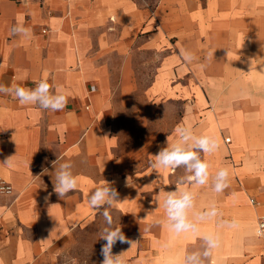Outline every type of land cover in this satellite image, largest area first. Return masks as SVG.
<instances>
[{
  "label": "crops",
  "instance_id": "0c3cea01",
  "mask_svg": "<svg viewBox=\"0 0 264 264\" xmlns=\"http://www.w3.org/2000/svg\"><path fill=\"white\" fill-rule=\"evenodd\" d=\"M207 3L190 28L186 0H164L161 27L154 29L134 0H0V85L34 88L47 79L69 94L58 112L0 94V176L13 187L0 195V264H58L77 242H94L100 253L80 254V264H101L106 242L99 233L106 225L88 197L105 181L119 193L110 209L115 224L137 242L113 246L126 264H181L185 252L202 251L198 235L176 236L157 223L164 219L165 191L177 187L195 193L196 210L215 204L223 219L239 222L236 229L218 228L215 221L202 225L222 238L205 264H264V236L255 234L264 215V25L249 20L259 13V0ZM18 21L31 29L30 40L10 35ZM142 23L146 33L138 36ZM183 48L197 56L191 65L179 54ZM147 51L155 55L154 65L141 61L139 53ZM152 66L151 85L140 92L138 68ZM185 80L206 90L185 88ZM137 93L147 97L148 107L137 105ZM164 99L187 103L170 134L167 123L153 134L150 107ZM177 126L218 138L219 150L206 159L211 173L230 169L225 191L180 183L182 168L150 166L167 137L176 141ZM127 129L137 137H125ZM9 158L10 167L4 165ZM57 159L71 162L78 178L77 189L62 199L52 183ZM230 159L240 164L232 167ZM254 190L257 195L248 198ZM89 231L94 238L86 239Z\"/></svg>",
  "mask_w": 264,
  "mask_h": 264
},
{
  "label": "clouds",
  "instance_id": "9594fccd",
  "mask_svg": "<svg viewBox=\"0 0 264 264\" xmlns=\"http://www.w3.org/2000/svg\"><path fill=\"white\" fill-rule=\"evenodd\" d=\"M148 0H145L147 4ZM10 35L20 36L23 39L32 38L31 29L22 21H18L10 28ZM214 52H209L207 58H212ZM180 56L185 64L191 65L197 60V56L189 49L180 50ZM204 67L203 64L200 65ZM0 94L11 95L21 105H34L51 112L62 111L69 99V94L61 87L53 88L47 79L39 80L34 88H27L18 84L11 87L0 85ZM177 139L174 143L161 147L154 159L150 161L153 169H170L175 172L183 169L185 175L180 183L187 182L192 185L204 187L210 186L215 193H222L229 187L230 169L220 167L214 173L210 172L211 164L206 157L216 153L219 148V140L212 134H196L189 126H177L175 128ZM5 166H11V158L7 159ZM55 177L53 190L62 199L68 193L78 187V178L72 172V163L53 162ZM47 173V169H44ZM0 193L10 194V189L0 187ZM195 193L187 189L177 187L174 191H165L163 198L164 219L158 224L166 225L176 236L192 233L198 235L203 241V249L193 252H185L181 258V264H205L213 253L222 246V238L219 231H202V225L215 221L218 228L236 229L239 222L236 219L225 220L223 213L212 204L205 210L195 209ZM47 200V197H46ZM119 202V193L112 184L105 181L104 185L95 188L88 197V205L101 214L105 225L99 233V239L106 243L101 248L103 260L101 264H126L124 253L113 254V246L117 243H128L133 246L137 243L128 239L122 232V226L115 224L110 209ZM257 236H264V232L257 231Z\"/></svg>",
  "mask_w": 264,
  "mask_h": 264
},
{
  "label": "rangeland",
  "instance_id": "374dc122",
  "mask_svg": "<svg viewBox=\"0 0 264 264\" xmlns=\"http://www.w3.org/2000/svg\"><path fill=\"white\" fill-rule=\"evenodd\" d=\"M137 6L138 10H143L147 13V17H146V21L147 20H151L153 22L154 25V29H158L161 27V12L164 10V0H148L147 4L145 3V0H134ZM260 1L259 0V9H257V12L259 13H253L252 15H249V20L252 22V25L255 26L256 23H259V27L262 26V23L264 25V19L261 17L262 12L264 11V7L260 5ZM208 0H186V7L184 10V13L188 16L189 19V25L190 28H195L196 27V17L195 14L199 11L202 10H207L208 8ZM262 3V2H261ZM263 4V3H262ZM166 9H168V11L175 9V5L172 6H167ZM252 9H255V7H252ZM259 16V17H256ZM146 23H142L138 25L137 28V34L138 36H142L145 35L146 33ZM172 43L175 42L174 38H171L170 40ZM140 58L142 59L141 61L144 64H147L148 61L152 62V65H154V63L156 62L155 59V55L153 54V52L147 51V52H143V53H139ZM154 66L152 67H139L138 70L141 72V74H139V78L141 79V82L138 83L139 86V91L142 92L144 90H147L150 84V80L153 78V70H154ZM171 85L174 86V84L172 83ZM183 85L185 86V88H190L191 85H193L194 87H197L200 92H202L201 90V86L202 89L205 91V84H199V83H194V82H190L185 80L183 82ZM201 85V86H200ZM166 101V102H165ZM188 103H191L192 100L191 98L189 100H187ZM146 102V107H148L147 104V97H145L144 95H141V93H137L136 94V103L137 105H141L143 103ZM164 103V104H161ZM161 103H152L151 107H150V114H151V122L153 123L152 128H153V134L157 133L159 131V127L160 124H164L167 123V125H163V126H167V131L170 134L171 133V127L174 125L175 120L177 117L182 115V108H185V103L182 104V102L178 101L175 102L173 100H162ZM123 122L125 124H131V121L129 119V117H126ZM157 131V132H156ZM137 133L133 130H126L123 132V135L125 137H127L129 139V137H137ZM163 133V132H162ZM231 166H235L239 165V161L235 160V162L233 163V161L230 159L229 160ZM249 196L248 198H251L253 196H256V190L249 192ZM91 231H89V233H86V239H92L94 238L93 236L95 235V231L93 230V236L90 234ZM79 238V237H78ZM84 238V237H81ZM80 254H100L99 250H97V244L94 242H77V243H73L70 247H68L63 254H60V260L58 262V264H80L81 262L79 261V255ZM247 255H255L254 254H247Z\"/></svg>",
  "mask_w": 264,
  "mask_h": 264
},
{
  "label": "built area",
  "instance_id": "2783aa9c",
  "mask_svg": "<svg viewBox=\"0 0 264 264\" xmlns=\"http://www.w3.org/2000/svg\"><path fill=\"white\" fill-rule=\"evenodd\" d=\"M94 89V87L92 88ZM227 142H230V138H226ZM0 187L5 189H10V194L13 192V187L6 179L0 176ZM0 195H8L7 193H0ZM257 231L264 232V215H262L258 220Z\"/></svg>",
  "mask_w": 264,
  "mask_h": 264
}]
</instances>
